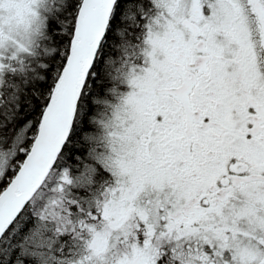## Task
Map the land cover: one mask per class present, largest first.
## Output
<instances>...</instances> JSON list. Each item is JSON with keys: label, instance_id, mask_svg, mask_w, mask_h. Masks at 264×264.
<instances>
[{"label": "snow or ice", "instance_id": "6c2138e0", "mask_svg": "<svg viewBox=\"0 0 264 264\" xmlns=\"http://www.w3.org/2000/svg\"><path fill=\"white\" fill-rule=\"evenodd\" d=\"M0 264H264V0H0Z\"/></svg>", "mask_w": 264, "mask_h": 264}]
</instances>
